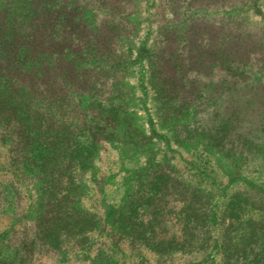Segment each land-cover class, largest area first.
<instances>
[{
    "label": "trees",
    "instance_id": "obj_1",
    "mask_svg": "<svg viewBox=\"0 0 264 264\" xmlns=\"http://www.w3.org/2000/svg\"><path fill=\"white\" fill-rule=\"evenodd\" d=\"M44 4L41 8L28 0L0 1V145L7 147L16 179L32 181L35 238L57 248L63 243L61 235L74 231L82 235L74 241L81 246L83 234L97 229L98 224L82 219L80 205L88 191L83 177H93L104 143L117 150L119 158L139 164L124 180L119 205L105 213L110 232L131 239L129 253L137 264H264V226L253 219L252 202L240 194L217 209L208 203L209 195L200 196L199 187L198 193L190 188L184 196L163 170L166 161L154 157L157 139L165 136H156L153 129L147 132L124 100V92L133 88L120 79L123 69L153 59L164 74L162 95L171 101L170 116L182 120L192 113L194 103L185 96L190 83L179 80L184 66L175 48L158 51L141 45L138 55L127 60L118 51L126 38L124 23L112 18L111 24L87 32L71 3ZM239 11H218L220 19L203 28L195 20L185 23L181 42L187 48L193 39L211 43L215 36L219 67L232 66L233 86L253 92L245 94V103H236L232 121L225 117L218 126L197 124L193 130L206 129L205 139L217 147L230 177L246 181L244 171L257 151L264 152V108L260 112L251 105L259 93L264 105V69L246 68L249 57L258 54L254 46L234 56L225 49L233 37L243 42L252 36L243 32L247 23L243 29L235 27L233 18L244 20ZM180 25L183 28L184 22ZM219 83L223 86L224 79ZM5 190L3 199L20 195L15 183H7ZM31 251L32 245L0 250V264H25ZM109 258L91 264H117Z\"/></svg>",
    "mask_w": 264,
    "mask_h": 264
},
{
    "label": "rangeland",
    "instance_id": "obj_2",
    "mask_svg": "<svg viewBox=\"0 0 264 264\" xmlns=\"http://www.w3.org/2000/svg\"><path fill=\"white\" fill-rule=\"evenodd\" d=\"M28 1L32 6L42 8L45 5L44 0ZM64 2L71 3L72 9L78 11L81 16L78 22L88 27L87 32L88 29L102 28L112 18L115 23H124L126 38L118 51L127 60H133L138 55L141 45L158 51L165 48L171 52L175 48L184 66L179 80L182 82L187 78L190 83L185 96L194 103L192 115L182 120L170 116L167 106L171 101L162 95L164 74L158 69L157 60L153 59L133 63L123 69L120 79L133 88V91L124 92L127 97L124 100L147 132L153 129L156 136H165V139H157L154 157L157 161L167 162L163 170L166 169L184 196L190 188L198 193L195 188L199 187L202 190L200 196L209 195L208 203L216 205L218 209L228 198L241 194L253 204V219L264 226V152H256L253 162L244 171L246 181H241L230 177L225 170L226 165L220 161L217 147L210 142L208 144L205 139L208 136L206 129L197 128L196 133L193 131L197 124L208 123L215 127L225 117H230L229 121H232L231 112L235 110L236 103H245L249 99L243 98L245 94L253 92L248 88L233 86L232 66L227 70L219 67L220 47L215 36L211 43H206L202 37L199 41L193 39L187 48L181 42L185 23L195 20L203 28L220 19L221 13L218 11L240 9L244 20L236 17L233 23L242 29L243 24L247 23L248 28L243 32L248 31L252 36L244 38L243 42L240 41L242 37H233L225 49L234 56L243 52L244 48L254 46L258 54L249 57L250 63L246 68L251 67L252 71L255 67L264 69V0H245L241 4L237 0H56L57 4ZM198 11L199 14H196ZM114 14L117 17L114 18ZM180 22H184L183 28ZM199 34L202 36V33ZM246 54L243 58L249 56ZM204 65L206 68L203 69ZM221 79L225 81L223 86L219 83ZM251 105L261 112L264 105L260 93L252 97ZM188 133H193L194 137H186ZM7 157V147L0 145V250L15 251L22 246L32 245L31 255L25 264H91L108 256L116 259L117 264L138 263L137 257L129 253L132 250L131 239L112 234L105 223L107 208L119 205L126 184L124 180L131 176V169L138 168V163L119 158L117 150L103 143L93 177L90 178L89 174L83 177L88 191L81 198L80 205L84 210L80 214L82 219L89 222L88 225L95 222L97 229L83 234L82 247L74 242L82 235H75L73 231L61 235L63 243L59 247L49 248L43 239L35 238V220L31 210L35 208L36 193L32 181L23 176L16 179ZM10 182L17 185L20 195L3 199L7 191L5 186ZM106 182L109 184L105 186ZM253 186L260 190H253ZM237 244L234 243L233 247ZM215 260L218 261L217 256Z\"/></svg>",
    "mask_w": 264,
    "mask_h": 264
}]
</instances>
